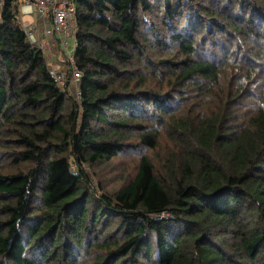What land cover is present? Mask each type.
I'll list each match as a JSON object with an SVG mask.
<instances>
[{
	"label": "trees",
	"instance_id": "obj_1",
	"mask_svg": "<svg viewBox=\"0 0 264 264\" xmlns=\"http://www.w3.org/2000/svg\"><path fill=\"white\" fill-rule=\"evenodd\" d=\"M4 1L0 264H264V0H72L81 101Z\"/></svg>",
	"mask_w": 264,
	"mask_h": 264
},
{
	"label": "built area",
	"instance_id": "obj_2",
	"mask_svg": "<svg viewBox=\"0 0 264 264\" xmlns=\"http://www.w3.org/2000/svg\"><path fill=\"white\" fill-rule=\"evenodd\" d=\"M5 1L0 0V27L2 25V11ZM34 13L41 23V27H36L32 24L23 23V30L31 42V44L40 46L42 39L39 37V30L43 37L54 42H60L63 50L70 49L69 57L67 60L66 69H55L48 65L50 74L61 87L67 84L74 83L76 86V96L78 101L82 99V91L79 83L82 79V73L76 68L75 65V50H76V35L78 32V24L76 20L77 10L76 5L72 0H32L30 5ZM45 26H43L44 23ZM53 42V43H54ZM59 43L58 46L60 47ZM57 55L55 54L54 57Z\"/></svg>",
	"mask_w": 264,
	"mask_h": 264
},
{
	"label": "rangeland",
	"instance_id": "obj_3",
	"mask_svg": "<svg viewBox=\"0 0 264 264\" xmlns=\"http://www.w3.org/2000/svg\"><path fill=\"white\" fill-rule=\"evenodd\" d=\"M20 3H21V6H23L25 4V2H23V0H21ZM21 6H20V8H21ZM27 19H29L28 16H27ZM36 19H37L36 23H38L39 19L38 18H36ZM26 24H30L29 21L26 22ZM45 24H47V23L45 22L43 24V26H45ZM32 25H34V24H32ZM22 26H23V24H22ZM39 37H41V39H42L40 46L42 47L44 45L42 47V50L44 51L45 57L48 61V65L54 67L55 69H59V70L60 69H66L67 68V60L69 57L68 52L70 51V49L68 48L67 50H63V48L60 45L61 41L54 42L53 40L50 41V40L46 39L45 37L42 36L40 30H39ZM58 43H59L60 47L58 46ZM55 54L57 55L56 57H54ZM70 85H71V87H70L71 91L75 92L76 91L75 84L71 83ZM134 159H135L134 156H131V154H127L124 157L120 158L117 163H119L120 168L122 170H127L129 172H132L135 170Z\"/></svg>",
	"mask_w": 264,
	"mask_h": 264
},
{
	"label": "crops",
	"instance_id": "obj_4",
	"mask_svg": "<svg viewBox=\"0 0 264 264\" xmlns=\"http://www.w3.org/2000/svg\"><path fill=\"white\" fill-rule=\"evenodd\" d=\"M23 2H25V4L23 6H21V8H20L22 24L29 21L30 24H34L38 28L41 27L40 21H38V23H36L37 17L34 15V13H31V10H33V8L29 5L32 2V0H23ZM27 16L29 19H27Z\"/></svg>",
	"mask_w": 264,
	"mask_h": 264
}]
</instances>
